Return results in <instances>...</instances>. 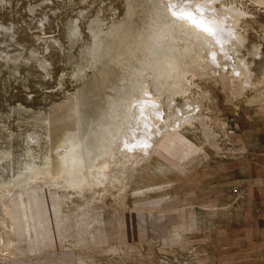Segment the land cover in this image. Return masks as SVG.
Instances as JSON below:
<instances>
[{"label":"rangeland","instance_id":"rangeland-1","mask_svg":"<svg viewBox=\"0 0 264 264\" xmlns=\"http://www.w3.org/2000/svg\"><path fill=\"white\" fill-rule=\"evenodd\" d=\"M170 1L0 0V264H211L204 254L220 251V227L241 225L244 189L264 188V6L255 0H216L219 13L245 14L243 45L188 73L185 96L160 99L164 120L148 145L116 150L108 178L77 191L43 169L72 143L115 139L99 135L112 120L89 88L106 70L99 95L125 116L133 103L110 89L114 73L124 63L154 77L163 55L152 53V34L176 18L168 4L198 2ZM243 61L249 84L235 72Z\"/></svg>","mask_w":264,"mask_h":264},{"label":"bare ground","instance_id":"bare-ground-1","mask_svg":"<svg viewBox=\"0 0 264 264\" xmlns=\"http://www.w3.org/2000/svg\"><path fill=\"white\" fill-rule=\"evenodd\" d=\"M197 1L198 2L195 3L193 2V5L195 4L194 6H192L191 3H187V1H185V3L183 1L180 3L173 2L170 5L168 4L171 8L168 7L167 10L169 8L172 9V14L175 15L176 18L174 17V20L170 19L168 25H166L167 23L165 25L163 24V27H159V29L152 34V37L156 38L152 53L154 56L159 57L163 55L160 59L157 58L152 67L155 72L154 77L146 70L143 71V78L132 76L129 72L130 67H128V65L123 66L124 63H120L122 66L114 73L116 76L113 79L111 78V81H114L115 84L110 89L123 96L125 104L128 98L132 100L133 106H126L127 113L125 116H120V113L116 112L117 103H115L112 96L110 97L107 93L99 95V93H102L101 84H105L107 82L106 80H108L106 77L110 76L106 70H99L98 74L101 75L102 78H94L89 91L95 97H101L106 100L105 104L108 106L109 116L112 120L111 123L108 122L101 128L99 135L104 139H111V137L115 139L112 141L110 140L108 143L101 144L87 143L82 145L74 143L73 145L72 143V146H70L69 149L67 148L66 152L63 154L49 157L46 160L44 159L43 169L52 180L57 178H69L70 182L68 185L79 191L81 187L85 186L89 181L93 183L97 180L100 183V177L108 178L106 172L107 169L110 170L112 168L111 165L116 150H118L121 155H127L128 153H132L134 148H138L139 146L142 147L144 144L145 146L148 145V139L151 136L150 130L157 127V116L160 117L161 121L164 120L161 118L163 111L160 99L164 98L166 95L167 97H179L188 94L190 91V87L187 85L188 73L196 66L201 67V65L206 62L209 66L206 65L205 68L204 66L201 68L213 69L214 66L212 65L221 62L218 52L223 53L226 60L227 58L232 60V56L226 55V53L229 54L234 47L237 45L240 47V45L244 43L242 35L237 30V26L240 19L245 17V14H240L232 8H226V13L224 14L219 13L215 8L216 0L203 2L202 4H200L202 2L201 0ZM255 2L264 6V0H255ZM196 11L200 12V15L196 13ZM172 14L170 13V15ZM145 39L146 38H143L140 42H143ZM231 47L233 48L231 49ZM110 62H112V60ZM230 63L228 62L227 64L230 66ZM242 65L244 66V70L239 71L235 68V72L238 73L239 78L246 76L247 84H249L253 73L248 63L243 61ZM232 66H234V64ZM132 69H134V67H132ZM149 79L151 80L150 82ZM136 81H138V83L133 87L132 85L134 84H132V82L136 83ZM120 82H128L132 85L120 89L118 88ZM150 87L156 88L155 91H157V93L155 95L152 94ZM76 115L77 113L72 114L74 117H76ZM118 119H121L119 128L123 129L122 132H118L119 128L116 127ZM181 120L182 118L180 119V124L183 122V120ZM60 123L61 122L58 124ZM134 124H137L138 131L135 128L133 129ZM128 126L132 127V129H128ZM114 132L117 133L115 136ZM126 135L129 136L128 139L125 138ZM121 138H123V143L121 142ZM139 140L141 142H139ZM33 169H35V167ZM21 190L23 189L21 188ZM29 194L30 196L34 195L33 191Z\"/></svg>","mask_w":264,"mask_h":264},{"label":"crops","instance_id":"crops-1","mask_svg":"<svg viewBox=\"0 0 264 264\" xmlns=\"http://www.w3.org/2000/svg\"><path fill=\"white\" fill-rule=\"evenodd\" d=\"M259 185H262L261 182ZM246 200L240 209L245 211L241 225L220 227L216 237L218 252H206L204 255L211 264H264V188H245ZM250 212L252 215H250ZM174 222H172L173 224ZM192 228L196 229V217ZM175 233V234H174ZM179 234L172 228V243H177ZM212 238L208 244L212 245ZM236 246L235 248H233Z\"/></svg>","mask_w":264,"mask_h":264}]
</instances>
